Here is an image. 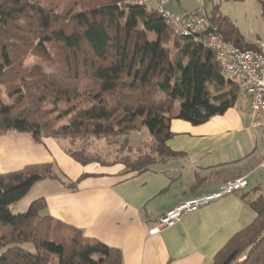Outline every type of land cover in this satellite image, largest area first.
I'll list each match as a JSON object with an SVG mask.
<instances>
[{
	"label": "trees",
	"instance_id": "16d2710c",
	"mask_svg": "<svg viewBox=\"0 0 264 264\" xmlns=\"http://www.w3.org/2000/svg\"><path fill=\"white\" fill-rule=\"evenodd\" d=\"M204 11L226 39L243 49L257 47L219 13L218 4L211 14ZM32 52L40 53L41 62L27 67ZM3 83L10 85L0 86V135L22 131L42 141L147 128L154 155L139 149L132 163L122 162L127 173L176 154L167 145L174 118L203 124L241 96L213 51L172 31L155 7L132 0H0ZM71 155L82 163L95 161ZM43 179L64 181L52 163L0 173V264H123L118 248L48 214L45 198L24 212L12 211ZM251 206L254 221L212 264H264V196Z\"/></svg>",
	"mask_w": 264,
	"mask_h": 264
},
{
	"label": "crops",
	"instance_id": "0c3cea01",
	"mask_svg": "<svg viewBox=\"0 0 264 264\" xmlns=\"http://www.w3.org/2000/svg\"><path fill=\"white\" fill-rule=\"evenodd\" d=\"M249 108L246 97L203 124L174 118L167 145L176 154L143 172L127 173L122 162L82 163L57 138L36 141L27 132L9 131L0 135V173L52 163L64 181L76 183L71 188L62 180H40L11 209L24 212L45 198L48 214L118 248L123 264H212L216 253L254 221L251 201L264 196V140ZM242 176L246 187L150 234L169 209Z\"/></svg>",
	"mask_w": 264,
	"mask_h": 264
},
{
	"label": "built area",
	"instance_id": "2783aa9c",
	"mask_svg": "<svg viewBox=\"0 0 264 264\" xmlns=\"http://www.w3.org/2000/svg\"><path fill=\"white\" fill-rule=\"evenodd\" d=\"M170 0H132L133 3L153 4L157 12L164 18L167 25L176 34L191 39L197 44L213 51L221 64L226 79L237 83L241 94L250 101L249 113L253 124L261 130L264 140V43L255 48H241L226 39L217 25H214L203 10L185 15L173 13L167 8ZM264 167V159L261 163ZM248 185L246 176L227 181L213 193L198 195L187 199L166 211L157 225L150 229V234H156L164 227L174 225L181 217L189 212L234 193Z\"/></svg>",
	"mask_w": 264,
	"mask_h": 264
},
{
	"label": "rangeland",
	"instance_id": "374dc122",
	"mask_svg": "<svg viewBox=\"0 0 264 264\" xmlns=\"http://www.w3.org/2000/svg\"><path fill=\"white\" fill-rule=\"evenodd\" d=\"M217 4L219 13L231 20L247 42H264V0H170L167 8L179 15L199 12L205 8L211 14L212 7ZM147 5L149 8L155 7L153 4ZM80 7L82 6H77L78 9ZM62 10L63 7L60 11ZM40 59L39 52H32L25 62V66L31 67L41 62ZM7 85L10 84H0L3 88ZM246 97L245 94H241L238 104L241 101L244 102ZM2 98L9 101L7 95L3 94ZM58 140L70 154L77 153L81 157L102 163H124L127 161L132 163L131 161L139 156V149L144 154L154 155L152 151L154 141L147 128L131 132L128 135L63 137ZM261 192L264 194V181L261 185ZM23 247L36 252L31 243H25Z\"/></svg>",
	"mask_w": 264,
	"mask_h": 264
}]
</instances>
